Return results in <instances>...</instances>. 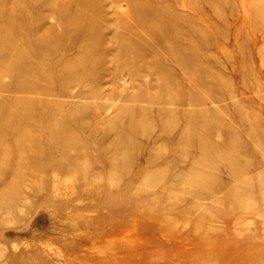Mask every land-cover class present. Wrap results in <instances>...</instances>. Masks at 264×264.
<instances>
[{"label":"rangeland","instance_id":"374dc122","mask_svg":"<svg viewBox=\"0 0 264 264\" xmlns=\"http://www.w3.org/2000/svg\"><path fill=\"white\" fill-rule=\"evenodd\" d=\"M0 264H264V0H0Z\"/></svg>","mask_w":264,"mask_h":264}]
</instances>
